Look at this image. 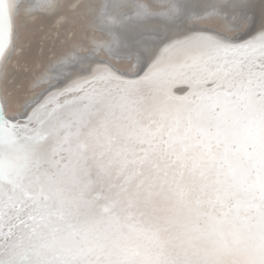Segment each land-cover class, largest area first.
<instances>
[{"label":"snow or ice","instance_id":"snow-or-ice-1","mask_svg":"<svg viewBox=\"0 0 264 264\" xmlns=\"http://www.w3.org/2000/svg\"><path fill=\"white\" fill-rule=\"evenodd\" d=\"M19 7L0 0V57ZM66 81L0 114V264H264V32Z\"/></svg>","mask_w":264,"mask_h":264},{"label":"bare ground","instance_id":"bare-ground-1","mask_svg":"<svg viewBox=\"0 0 264 264\" xmlns=\"http://www.w3.org/2000/svg\"><path fill=\"white\" fill-rule=\"evenodd\" d=\"M17 3L22 23L43 18L50 25L46 29L52 32L67 26L72 28V25L76 26V31L71 38L70 35L65 37L64 45L67 42L71 45L65 53L53 58L46 67L37 60L39 71L34 69L35 78L30 83L36 93L25 103L17 101L20 114H10V98L4 97L3 91L7 110L6 105L5 108L0 105V114L9 117L31 111L32 103L43 98L41 92L46 85L62 88L66 86L67 77L89 66L106 64L104 58L116 60L118 64L130 59L126 64H132V74L125 75L112 69L125 79H138L148 72L161 50L172 42L211 35L235 43L253 39L264 32V0H17ZM15 17L14 29L15 24L18 27ZM213 23L219 25V30L210 25ZM235 30L238 32L232 36ZM14 40L5 56L0 57V76L2 72L6 76L4 65L14 48ZM18 47L16 44L15 49ZM13 58L10 56L9 60ZM3 82L4 79L0 90L4 89ZM181 85L177 83L173 87L174 95L177 96Z\"/></svg>","mask_w":264,"mask_h":264},{"label":"rangeland","instance_id":"rangeland-1","mask_svg":"<svg viewBox=\"0 0 264 264\" xmlns=\"http://www.w3.org/2000/svg\"><path fill=\"white\" fill-rule=\"evenodd\" d=\"M15 16H14L15 18H18L19 29L17 30L18 27H16L17 25L15 24L14 48L10 52L8 58L6 59V63L4 65V69L7 68L6 76H4L5 72H2L0 76V83L4 79L3 82L4 89L3 90L1 89L0 92L2 94L4 91V97L10 98V102H11L10 114L14 116L20 114L21 112L20 105L17 104V101L19 100L20 103H25L29 101L30 98H32V96L36 93L35 91L32 90L33 88L30 83L35 78L34 69L38 70L40 67V64L37 62V60L41 61L42 65L46 67L50 63V61L53 60V58H57V56L65 53L67 48H69L71 45L69 42H67L68 43L66 44L67 46L64 45L65 44L64 39H66L65 37L67 35L68 36L70 35L69 38H71L76 31V29H74L76 28V26L72 25V28L67 26L61 30L58 29L52 32V30L46 29V27L50 26L47 19L36 18L35 21H33L32 19L30 20L31 22L27 21L26 23L29 24L26 25L25 22L23 23L21 22L20 20L21 18L19 17L20 13L18 11L16 12ZM210 25H212L213 28L217 27L216 30H219L218 24L213 23ZM235 31H232L233 32L232 36H235L236 33L238 32V30ZM18 32L20 33L19 40H17ZM250 39L251 38H247L246 40H243L241 42L248 41ZM241 42H235V43H241ZM16 44L19 46L17 49H15ZM10 56L14 58L12 60H9ZM104 61H106V64L110 65L111 67L116 68L121 72H124L125 75L132 74V72H130V68L132 64L130 65L126 64V61H130V59H127L126 61L122 60L121 64H118L119 63L118 61L109 58H104ZM123 61L125 62L122 63ZM46 86L44 87L45 89L43 88L44 90H42L41 92L44 95L50 92L51 90L57 88V87L51 88V85H46ZM186 87L187 85L185 84L181 85V89L179 90L177 96L185 95L187 92ZM6 110H7V105H6Z\"/></svg>","mask_w":264,"mask_h":264},{"label":"water","instance_id":"water-1","mask_svg":"<svg viewBox=\"0 0 264 264\" xmlns=\"http://www.w3.org/2000/svg\"><path fill=\"white\" fill-rule=\"evenodd\" d=\"M51 88H52V86H51ZM59 89H62V88H56V89L51 90L50 92H48L47 94H45L43 96V98H41L40 100H37V101H40L41 103L45 102V100L47 99V97H49L50 95H54ZM37 101H35V103L33 104V106L36 105V102ZM1 114H3V113H1ZM26 114L27 113L24 111V113L21 116H19V117L17 116L15 118L22 121L25 118Z\"/></svg>","mask_w":264,"mask_h":264}]
</instances>
